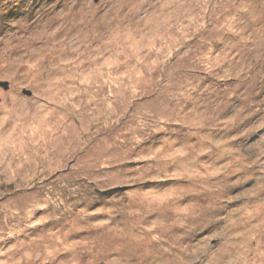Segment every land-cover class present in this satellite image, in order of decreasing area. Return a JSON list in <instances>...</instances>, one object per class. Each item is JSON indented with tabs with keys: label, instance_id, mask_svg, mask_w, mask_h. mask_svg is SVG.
Instances as JSON below:
<instances>
[{
	"label": "rangeland",
	"instance_id": "374dc122",
	"mask_svg": "<svg viewBox=\"0 0 264 264\" xmlns=\"http://www.w3.org/2000/svg\"><path fill=\"white\" fill-rule=\"evenodd\" d=\"M5 23L0 264H264V0H46ZM56 191L79 211L47 225Z\"/></svg>",
	"mask_w": 264,
	"mask_h": 264
},
{
	"label": "trees",
	"instance_id": "16d2710c",
	"mask_svg": "<svg viewBox=\"0 0 264 264\" xmlns=\"http://www.w3.org/2000/svg\"><path fill=\"white\" fill-rule=\"evenodd\" d=\"M43 2H46V0H5V2H4V4H6L5 9H3L4 7L0 3V24H1V21H2V25L5 26V24H6L5 23V19L11 17V13L14 14L15 18L16 17L20 18L22 16L29 15V14L31 15L32 11H35V9L37 7L41 8V6L43 5ZM6 22H8V21L6 20ZM113 143H114V146L112 148H110L108 151H105V153H107V154H112L113 152L120 153V151H118V143L116 144V141H113ZM97 170H99V169H97ZM84 172H85V176L86 177L94 176L96 178H100L101 176H104V175L96 174L95 170H93L91 173H89L88 171H84ZM33 189H34V187L31 190H33ZM58 191H61V190H58ZM52 196H53L52 200H54L55 203H56L54 206H52V207L55 208L54 209L55 212H53L50 216L45 217L47 219L46 220V224L47 225H50V224L52 225L56 221L55 220L54 222H52L51 219L53 218V216H56V218L60 217V216H64V218H66V217L71 216V215H73V216L77 215V211H79L78 202H77V204L75 206L67 209L65 202H58L59 193L57 191L55 193H52ZM54 197H57V198H54ZM112 197L113 196H110L107 199L109 200ZM96 209L97 210L89 211V214L90 215H94V216H96L98 214L97 216L101 215L103 218H105L103 216L104 213H100L99 211L112 210L111 207H109L107 205L98 206V207H96ZM96 211H98V212H96ZM95 213H97V214H95ZM106 216L108 217L109 215H106ZM99 220H101V219L91 221L92 225H94V222L99 221ZM86 232L87 231H82L81 233H86Z\"/></svg>",
	"mask_w": 264,
	"mask_h": 264
},
{
	"label": "water",
	"instance_id": "95a60500",
	"mask_svg": "<svg viewBox=\"0 0 264 264\" xmlns=\"http://www.w3.org/2000/svg\"><path fill=\"white\" fill-rule=\"evenodd\" d=\"M0 88H2L3 90H7L8 89V84L7 83H0ZM22 94L26 97H31V93L28 91H22Z\"/></svg>",
	"mask_w": 264,
	"mask_h": 264
}]
</instances>
